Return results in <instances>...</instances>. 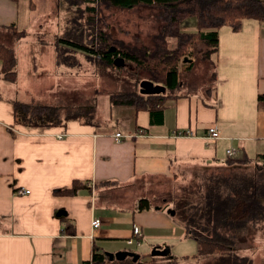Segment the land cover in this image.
Returning <instances> with one entry per match:
<instances>
[{"label":"crops","instance_id":"obj_1","mask_svg":"<svg viewBox=\"0 0 264 264\" xmlns=\"http://www.w3.org/2000/svg\"><path fill=\"white\" fill-rule=\"evenodd\" d=\"M34 8L30 0H0V30L13 26L30 32L20 28ZM218 32L219 47L211 54L213 90L204 95L177 93L164 109L163 122L155 124L147 110L112 104L114 111L117 107L122 112L103 119L98 114L92 124L81 120L47 128L17 124L14 101L34 100L29 92L20 91L19 59L15 81L5 78L0 61V264H83L94 249L131 250L151 260L154 248L168 247L169 254L186 256L177 248L188 236L169 208L158 204L139 211L143 196L128 198L124 193L140 178L222 166L229 149L244 150L254 160L264 154V99H259L264 95V21L244 19L239 32L229 26ZM46 48L38 52L43 55ZM35 49L30 47V54ZM61 66L55 58L53 74ZM213 125L220 132L215 141L208 138ZM183 129L194 135L175 134ZM139 130L145 133L119 142L113 136ZM75 181L81 184L76 194H61ZM22 187L30 193H18ZM95 218L102 220L98 228L92 224ZM136 226L142 232L140 244L129 242ZM254 243L257 248L251 249L262 250L252 253L247 248L242 255H249L253 264H264L262 230Z\"/></svg>","mask_w":264,"mask_h":264},{"label":"trees","instance_id":"obj_2","mask_svg":"<svg viewBox=\"0 0 264 264\" xmlns=\"http://www.w3.org/2000/svg\"><path fill=\"white\" fill-rule=\"evenodd\" d=\"M97 3L126 9L136 6L159 8L161 16L167 21L154 39V51L147 48L148 53L144 55L129 48L113 47L110 35L98 33L97 29L95 33L91 32V47L80 40L59 38V42L68 47L88 56L95 54L108 65L113 66L116 58L122 57L145 68L151 81L164 86L165 92L150 95L126 92L111 95L110 102L114 106H132L136 110L149 111L152 124L163 122L168 101L178 96L173 92L182 85L179 58L185 53V48L190 55L194 54L196 42L205 43L208 46L207 56L210 57L219 47V28L229 26L239 32L244 19L264 21V0H97ZM189 18L197 21L196 33L183 32L180 28L181 23ZM96 23L94 18L90 24L92 30ZM171 38L176 40L172 47L168 44ZM0 61L5 78L15 81L17 57L14 49L0 46ZM58 61L63 63L64 58ZM259 99H264V95H260ZM14 120L28 128L59 126L70 120L92 124L95 123V112L93 107H80L77 112H69L62 117L55 105L15 100ZM210 167L205 166L204 169ZM214 169L216 171L206 176L203 185H200L203 193L198 199L192 198L186 187L182 188V194L169 197L176 211L174 219L185 229L186 235L197 242V253L192 257L198 264H253L252 258L240 254L237 248L246 247L247 241L253 243L258 230L264 234V154L254 160L240 150L228 157L224 165ZM80 187L81 184L75 181L72 187L60 192L76 194ZM150 207L152 203L147 197L138 201L139 211ZM247 248H251L249 244ZM150 256L151 260H145V257L137 261L129 257L118 260L94 249L92 258L83 264H157L159 260L176 264L180 259L191 258L171 254Z\"/></svg>","mask_w":264,"mask_h":264},{"label":"rangeland","instance_id":"obj_3","mask_svg":"<svg viewBox=\"0 0 264 264\" xmlns=\"http://www.w3.org/2000/svg\"><path fill=\"white\" fill-rule=\"evenodd\" d=\"M30 2L35 6L32 16L20 28H29L30 32L26 30L18 32L17 28H12L13 26L0 30V46L14 48L17 61L19 59V65L22 67L20 69L23 77L20 85L22 93L29 92L34 102L57 106L62 117L69 112H77L80 107H93L95 119L99 118L98 114L103 119L105 116L109 117L111 113L117 114L121 111V108L117 107L115 111L113 110L111 95L126 92L142 94L141 81L151 80L145 68L126 60L124 66L108 65L99 56L95 54L88 56L78 49L74 50L59 42V38L80 40L91 47V32L97 29L98 33L110 35L113 47L129 48L144 55L148 53V49L154 51L152 47L154 39L167 22L161 16L162 12L159 8L136 6L126 9L100 5L97 0H30ZM94 18L98 23L92 26L95 28L92 30L90 24ZM191 19L193 21L189 18L181 23L180 28L183 32L198 31L197 21ZM21 36L27 37L21 39ZM174 39L171 38L168 43L171 47L176 44ZM196 46L194 54L187 55L185 48V53L179 58L182 85L173 94L201 91L204 95L213 90L215 64L211 56H207L208 46L205 43L196 42ZM30 47H36L35 52L32 53L36 56L34 60L31 58ZM41 47H47L43 55L38 52ZM50 51L54 52L57 63L62 64L55 74L51 70L55 69V58L53 59L54 54L51 55ZM185 57L189 59L187 62ZM62 58L64 62L60 63L58 60ZM51 65L52 67L49 68ZM167 94L172 96L170 92ZM189 171L191 172H180L170 177L137 179L134 183L135 187L127 188L124 194L128 198L135 195L147 197L152 206L159 204L172 208L173 204L168 200L169 197L182 194V188L186 187L188 188L186 192L191 193L192 198L198 199L200 193H203L200 187L205 177L216 169L214 167L204 169L203 166L194 167ZM247 242L251 248H257L254 242ZM248 244H245L246 247L243 245L242 248H237V251L245 254ZM251 248L249 250L252 253L259 249ZM177 252L181 256L186 255L191 258L181 259L176 264H198L192 257L197 253V242L192 237L188 236L177 248ZM156 263L167 264L160 260ZM254 263L262 264L258 261Z\"/></svg>","mask_w":264,"mask_h":264},{"label":"water","instance_id":"obj_4","mask_svg":"<svg viewBox=\"0 0 264 264\" xmlns=\"http://www.w3.org/2000/svg\"><path fill=\"white\" fill-rule=\"evenodd\" d=\"M189 60L187 57H185V61ZM114 64L116 66H124L126 65V61L122 57H117L116 60L114 61ZM166 88L160 84H155L153 81L149 79H144L140 83V92L142 94H158L161 92H165ZM168 212L171 215H175L176 211L173 208H169ZM153 256L161 255V256H168L170 253V249L168 247L166 248H154L153 251L151 252ZM107 255L111 259H118V260H124L127 257H131L133 261H137L140 259V254L135 251L131 250H120L115 253L113 252H107Z\"/></svg>","mask_w":264,"mask_h":264},{"label":"built area","instance_id":"obj_5","mask_svg":"<svg viewBox=\"0 0 264 264\" xmlns=\"http://www.w3.org/2000/svg\"><path fill=\"white\" fill-rule=\"evenodd\" d=\"M143 133H145L144 130H139V132L137 134H125L122 132H116L113 134L114 138L116 141H121L125 138H132L136 135H142ZM176 135L178 136H192L194 135V131L190 130V129H183V130H178L175 132ZM64 136L63 133H61L58 137L62 138ZM220 137V132L218 130V127L216 125H213L211 127L208 128V138H210L211 140L215 141ZM237 153V151L235 150H228V155L229 156H234ZM18 193H30L29 189L26 188H20L17 190ZM93 226L95 228H98L101 224H102V220L100 218H95L92 222ZM134 236L131 237L129 239V242H133L134 240L140 244V239L142 238V232L140 230V228L138 226L134 227V232H133Z\"/></svg>","mask_w":264,"mask_h":264},{"label":"flooded vegetation","instance_id":"obj_6","mask_svg":"<svg viewBox=\"0 0 264 264\" xmlns=\"http://www.w3.org/2000/svg\"><path fill=\"white\" fill-rule=\"evenodd\" d=\"M186 62V61H185Z\"/></svg>","mask_w":264,"mask_h":264}]
</instances>
